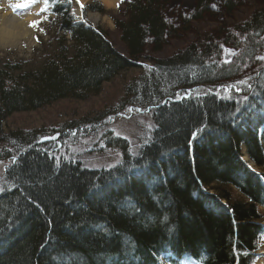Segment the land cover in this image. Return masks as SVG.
<instances>
[{
	"label": "trees",
	"instance_id": "1",
	"mask_svg": "<svg viewBox=\"0 0 264 264\" xmlns=\"http://www.w3.org/2000/svg\"><path fill=\"white\" fill-rule=\"evenodd\" d=\"M46 1L48 40L33 58L0 59V162H9L0 180V264H254L264 236V67L255 60L264 54V8L223 26L218 38L202 34L154 58L149 49L162 52L215 0H197L179 27L167 18L168 0H129L115 20L127 53L102 28L76 22V0ZM220 1L231 16L246 2L264 5ZM88 11L108 13L97 1ZM222 48L238 61L225 62ZM249 64L257 71L242 76ZM123 81L124 106L112 112L130 105L152 116L137 154L107 128L105 111L63 126L65 143L102 133L123 154L113 168L61 156L42 130H2L15 114L82 103ZM232 84L242 92L228 93Z\"/></svg>",
	"mask_w": 264,
	"mask_h": 264
},
{
	"label": "rangeland",
	"instance_id": "2",
	"mask_svg": "<svg viewBox=\"0 0 264 264\" xmlns=\"http://www.w3.org/2000/svg\"><path fill=\"white\" fill-rule=\"evenodd\" d=\"M77 1L78 4L72 11L77 19L82 17L83 6H87L94 1L104 6L108 12L107 14L102 15L98 12L88 11L83 17L87 24H92L93 27H100L108 32L116 47L120 51L126 52L120 43L115 20L122 18L129 0H116L115 5L107 4L103 0ZM196 1L197 0H168L167 6L170 15L168 14L167 18L170 19L169 17L173 14V22L176 27H179L182 25V17L191 18V15L195 13ZM213 5H215V7H213ZM262 7L264 8V5L259 1L246 2L231 16L226 12L223 3L220 0H215L211 4L212 12L210 14L208 13L206 17H203L202 20L190 21V28L187 32L182 30L183 32L180 34L182 37L179 39H169L165 49L159 53L151 52L148 48L149 51L146 55L154 58H167L188 45L200 40V35L202 34L218 38L217 35L220 28L227 25H231L230 28H236L233 25L236 24L235 21H238V23L239 21H244L249 18L251 14L257 12V10L262 9ZM0 13L10 14L16 17L19 22H28L27 27L31 31V35H28L27 38H21V40L15 41L12 44L0 42V59L5 58L9 61H18L20 59L33 58L36 51L40 49V40L44 39L46 41L49 38L46 30L50 25L48 18L51 17V15L47 7V1L0 0ZM33 22H35V26H32ZM262 38L264 39V36ZM232 49H221L222 57L225 54V62L234 63L238 61L236 60L239 58L238 52L232 51ZM261 57H264V54L257 57L255 60H257L263 68L264 59H261ZM148 61L147 59L141 60L140 64H146ZM150 65H152V63H150ZM255 67L254 64L244 65L240 73L242 76L251 77L255 74V71H257ZM137 75L138 73H129L127 74V79H131ZM123 86H125L124 81L119 83L115 82L108 85L102 96L82 103L63 101L37 112L15 114L9 119L8 123L2 125V130H42L47 134V137L58 135L57 140H54V142L61 148L59 149L62 150L60 153L61 156L73 159L74 161H81L84 166L89 169L113 168L122 161L123 154L119 149L107 147L104 140H101L102 133L97 135L91 133L87 137L76 135L77 138H75L76 136L67 138V143H65L66 134L64 133V129L66 127L63 126L71 122L77 123L80 120L93 119L96 114L105 111L107 113L105 116L109 115L105 121L107 128L113 131L114 135L127 139L131 145L132 153L137 154L140 147L149 139L150 130L153 127L152 116L148 113L149 111H147L149 108L140 110L139 107H131L130 105H128L123 112H112L114 106H124L122 103L124 95L122 91ZM226 90H228V93H232L233 90L234 92H242L241 88L236 86V84L229 85ZM243 98L244 102L249 101L245 99L246 96ZM151 109L152 107L150 110ZM80 130V132L84 131L83 129ZM78 133L79 132H77V134ZM244 154V160L248 163L249 168L260 174L261 171L249 160L245 152ZM8 163V161L0 162V180H4V172ZM235 196L239 197V192L236 191ZM261 210L264 213V208ZM256 264H264V246L260 250V257Z\"/></svg>",
	"mask_w": 264,
	"mask_h": 264
},
{
	"label": "bare ground",
	"instance_id": "3",
	"mask_svg": "<svg viewBox=\"0 0 264 264\" xmlns=\"http://www.w3.org/2000/svg\"><path fill=\"white\" fill-rule=\"evenodd\" d=\"M107 4H114L116 0H103ZM28 23V22H27ZM26 22H19L16 17L10 14L0 13V42L2 43H14L21 40V38H27L31 35V31L27 27ZM193 261H189L186 264H191Z\"/></svg>",
	"mask_w": 264,
	"mask_h": 264
},
{
	"label": "water",
	"instance_id": "4",
	"mask_svg": "<svg viewBox=\"0 0 264 264\" xmlns=\"http://www.w3.org/2000/svg\"><path fill=\"white\" fill-rule=\"evenodd\" d=\"M57 137H58V135H56L55 137H52V138H45L44 141H45V142L53 141V140H56Z\"/></svg>",
	"mask_w": 264,
	"mask_h": 264
},
{
	"label": "snow or ice",
	"instance_id": "5",
	"mask_svg": "<svg viewBox=\"0 0 264 264\" xmlns=\"http://www.w3.org/2000/svg\"><path fill=\"white\" fill-rule=\"evenodd\" d=\"M213 7H215V5H213ZM32 26H35V22H33ZM261 59H264V57H261ZM245 99H247V97ZM194 136H195V133H194ZM58 163H59V161H58ZM2 191H3V188H0V192H2ZM165 219H167V217H165Z\"/></svg>",
	"mask_w": 264,
	"mask_h": 264
}]
</instances>
